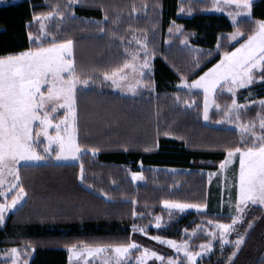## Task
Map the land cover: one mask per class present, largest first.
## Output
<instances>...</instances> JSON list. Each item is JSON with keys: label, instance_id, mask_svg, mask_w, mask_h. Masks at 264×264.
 <instances>
[{"label": "trees", "instance_id": "obj_1", "mask_svg": "<svg viewBox=\"0 0 264 264\" xmlns=\"http://www.w3.org/2000/svg\"><path fill=\"white\" fill-rule=\"evenodd\" d=\"M66 3H1L0 53L28 48L27 33L39 30L36 21L26 27L32 14L51 11V4H59L64 10ZM181 3L185 8L191 4L192 13L179 12ZM157 4L160 7H154ZM67 12L74 13L75 19L53 16L48 19L47 30L63 39H73L77 66L101 75L95 84L79 87L77 93L79 142L99 150L95 155L82 153L75 163L20 165L25 199L0 226V248L20 247L30 241L33 247L29 264H67L69 246L145 241L133 231V224L138 228L147 226L152 234L178 238L180 229L195 221H229L230 216L225 214L188 212L172 216L166 228H149L154 217L165 214L163 201L204 204V172L216 169L224 159L223 149L239 142L234 128L203 122L199 91L178 86L181 77L196 79L219 59L220 52L233 47L227 39L233 31L227 16L210 11L208 0H80ZM105 13L109 19L100 24ZM253 16L264 17V0L255 5ZM113 20L118 22L113 24ZM176 25L182 26L179 32ZM239 26L244 32L250 28L243 21ZM101 27L106 29L104 33L99 32ZM220 33L224 34L222 47L208 56V50L216 48ZM136 40L147 43L153 70L144 80L151 79L155 87L126 96L110 81L101 82L102 73L130 59L125 49L139 48ZM196 61L200 62L198 69ZM231 99L226 93L218 95L222 104ZM185 101H195V106L186 108ZM243 111L246 115L242 119L249 120L259 107L251 105ZM81 165L83 180L78 178ZM131 172H141L144 181L134 183ZM245 221H253V226L230 264H264V208L253 207ZM215 253L209 260L215 259ZM221 253L226 255L227 250ZM215 264H222V260Z\"/></svg>", "mask_w": 264, "mask_h": 264}, {"label": "snow or ice", "instance_id": "obj_2", "mask_svg": "<svg viewBox=\"0 0 264 264\" xmlns=\"http://www.w3.org/2000/svg\"><path fill=\"white\" fill-rule=\"evenodd\" d=\"M259 0H211V9L217 12H225L231 20L233 31L227 34L229 42L238 43L237 47L231 51L220 52V59L210 68L204 71L191 83L181 77V84L189 91H203V119H209V108L214 106L217 111H223V118L215 121L217 124L227 123L233 125L234 130L239 134V142L235 147H226L224 159L219 161L217 173H209L222 177V184L229 189L234 187L235 211L232 212L233 201L230 197L229 210L231 222L224 223L220 221H209L214 224L211 236L216 235V229L219 231V241L223 246L229 243L235 246L229 256V261L237 255V251L245 242L244 233H237L234 241L228 239V233L233 232L238 222L244 219V216L252 206L264 208V98L257 101L247 100L246 103H238L237 90L252 85L255 81L264 83V17H254L253 9ZM80 0H67L61 10V5L51 4V11L43 13H33L31 20L26 22V27H30L32 22L39 21L38 32L27 33L29 47L17 52L0 53V224L5 222L6 214L10 209H14L21 198L25 196V189L21 183L18 164L20 161H42L52 158L51 153H55L57 160H79L82 153L91 152L95 155L98 148H88L82 146L78 137V108L77 93L78 86H88L95 84L101 79V75L96 70L85 71L77 66L74 58V40L63 39L57 34H53L46 29L44 21L59 16L63 19L66 15L75 19L74 13L68 14L67 9ZM101 10L103 6L101 5ZM154 7H160L159 4ZM178 11L183 13H192L191 4L185 8L181 3ZM132 12H136L135 6ZM108 15L105 13L103 19L99 21L104 24L108 21ZM245 22L250 25L247 32L241 30L239 26ZM96 22V21H86ZM118 21L113 20L116 24ZM175 23L174 21L172 22ZM60 25H57L59 30ZM176 31H180L182 26L176 25ZM106 29L101 27L100 33ZM169 31H172L170 28ZM115 36V33H112ZM224 34L217 35V44L214 50H208V56L213 51L219 52L222 47L220 41ZM123 42V37H121ZM182 41V43H185ZM131 43V41H129ZM134 51L125 49V54L130 57L123 64L111 71L102 73L101 82H111L113 88H119L136 94L140 88L153 90L154 81L144 80V76L152 72V65L148 56L146 41L141 43ZM143 51V62L141 63L139 53ZM196 68L200 62H195ZM129 70L131 74H129ZM195 70V69H194ZM230 93L231 103L222 106L216 103L215 97L218 94ZM251 95V93H250ZM176 100L180 97L177 94ZM260 106V110L249 120H243L242 115H246L249 105ZM195 106V101L189 104L185 101V107ZM59 111H63V116H59ZM164 135H169L165 132ZM41 145H43L41 147ZM147 150V149H146ZM239 157V168L234 179L231 181L224 175L226 166L232 163L233 157ZM78 178L84 179V169L81 165ZM133 181L142 180L143 175L140 172H131ZM16 195L11 200L7 196L11 192ZM136 203L135 200L132 201ZM162 203L168 209H179L183 211L186 208H205V204H187L178 201H163ZM133 217L137 216L135 211ZM157 224L160 227V217H156ZM253 226V221H249V228ZM147 226L139 227L132 225L133 231H141L147 235ZM199 228V225L197 226ZM187 231V229L185 230ZM197 229H193L195 233ZM153 240L165 243L172 247L177 254L183 253L184 257L168 256L167 259L158 252L149 248H144L136 260L139 264H145L149 257H154L161 261V264H197L196 257L201 256L211 250L213 245L211 239L199 246V251H190L189 242L181 240L177 242L172 239H163L159 236L152 237ZM21 247L24 251H21ZM32 243H22L20 247H13L3 254L10 257L12 264H28L24 257L32 254ZM141 246L137 243L129 242L115 245H97L92 247L69 246V261L73 257L85 260L94 254L107 253L111 251L112 255L106 257L104 264H124L129 254L139 249ZM84 253L87 255L85 256ZM186 258V260L184 259ZM130 264V262H129Z\"/></svg>", "mask_w": 264, "mask_h": 264}, {"label": "rangeland", "instance_id": "obj_3", "mask_svg": "<svg viewBox=\"0 0 264 264\" xmlns=\"http://www.w3.org/2000/svg\"><path fill=\"white\" fill-rule=\"evenodd\" d=\"M208 3H209V10L217 12V11L211 9V7H210L211 6V0H208ZM217 13H221V14H224L225 16H227L226 11L225 12H217ZM229 21L231 22L230 19H229ZM36 22L39 24L38 27H40V22L39 21H36ZM44 23H45V26L47 29L48 19L45 20ZM242 42H243L242 40H238L236 42H230V44H233L232 48H234V47L238 46V43H242ZM141 43H143V42L141 41ZM139 47H140V45H139ZM232 48L228 51H231ZM139 55H140V60L142 63L143 62V51H141L139 53ZM148 56H149V60L151 61V56H150L149 52H148ZM219 59H220V57H219ZM210 67H208V68H210ZM206 70H204V71H206ZM129 74H131L130 70H129ZM186 81H187V83H191L192 80H186ZM256 85H259V86L258 87H252V86H256ZM178 86L180 88L188 90L184 85L181 84V80L178 83ZM79 87H82V86H78V88ZM114 89L116 91H118L119 93H122L126 96L135 95V94L127 92V91H122L119 88H114ZM143 89H145V88L138 89L136 94ZM192 91H199L202 95L201 116H202L203 122L208 123V124H212V125H225L227 127L234 128L233 125H228L227 123H222V124L215 123V121L223 118L224 112L223 111H217V109L214 106L209 108V119L207 121H205L203 119V91L202 90H192ZM240 91H244V93L239 95ZM250 93H251V95H250ZM226 94L231 95L230 93H226ZM218 95L215 97L216 103L220 104L223 108V106L228 104V103H226V104L220 103L218 101ZM261 98H264V83L259 82V81H255L252 85L237 90V101H238V103L243 104V103H246L247 100L257 101ZM192 103H193V101H192ZM229 103H231V102H229ZM256 105H258V104H256ZM249 106H251V105H249ZM258 107L260 110L259 105H258ZM58 115L63 116V111H59ZM213 116H215V117H213ZM42 146L43 145H41V147ZM51 156H52V158L47 159V160H42V161H20L18 164V167L22 164H41V163H46L48 161L53 162V163H75V162H78V160H76V161H73V160H57L54 158L55 157L54 152L51 153ZM238 168H239V157L237 155V156L233 157L232 163L226 166V171H225L224 175H226L229 178V180L231 181L232 179H234V176H235L236 172L238 171ZM218 169H219V164H218L216 169L204 172L205 179H206V185H207V197H206L207 199H206V202L204 203L206 205L205 208H201V209L186 208L183 211H181L179 209H171L170 210L165 206L164 203H162V206L165 210V214L156 216V217H160V221H159L160 227L159 228L155 227V225L158 222L156 220V217H154V220L149 225V228H153L154 230L160 229V228H166L167 225L169 224L172 216H181V215L186 214L188 212H197V213L212 212V213H216V214H225L227 216H230V220L227 222H224V223L231 222V214H230V210H229V200L231 197V199L233 201L232 212L234 213V211H235V205H234L235 190H234V187L232 189L225 187L221 182L222 177L217 176V175L209 176V173H217ZM169 170H171V169H169ZM130 178H131V173H130ZM143 181H144V177L142 180H136L133 182L137 184V183H142ZM14 195H16V193L13 191L7 196V199L11 200L12 196H14ZM24 199H25V196L21 198V202H19L18 205L14 209L9 210V212L6 214V217L8 216L9 213L14 211L17 207H19L22 204V202L24 201ZM0 202H3L2 197H0ZM187 204H193V203H187ZM253 207H256V206H252L251 208H249L247 210L245 216H244V219L242 221L238 222V224L235 226L234 231L228 233V239L230 241H234L237 238V233H244L246 228H248V231H249V227H248L249 223H246L245 218ZM209 221L215 222L216 220L202 219V220H198V221H195L193 223H190L188 226L182 227L180 229V235L178 236V238H170L167 236L152 234V233L148 232L147 228H146L147 235H145L144 232L136 231L142 236V238L145 239V241L140 242V241L135 240V239H132L130 241V242L134 241L135 243H137L141 247L137 250L132 251L129 254V256L125 259L124 264H129V262H130V264H139V262L136 260V257L140 255V253L143 251L144 248H149L152 251L158 252L161 256H163L165 258V260L167 259L168 256L176 257L177 255H179L180 257H184L183 253L177 254L175 252V250L172 247H170L169 245H167L165 243H160L159 241H156V240H153L152 237H154V236H159L163 239L176 240L177 242H180L181 240H187L189 242V250L193 251V252L199 251V246L202 243H205L209 239H211L212 245H213L212 249L207 251L206 253H202L201 256L196 257L197 264H215L217 260H222V264H230L231 261H229L228 258L230 256V254L233 252L235 246L232 244H229V243H225L222 246L220 244V241H219L218 229L215 230L216 235L211 236L210 233L214 229V224H209ZM220 222H223V221H220ZM2 225L3 224H0V226H2ZM198 225H199V228H197ZM186 229H187V231H185ZM193 229H197V231L195 233H193L192 232ZM247 233L245 235V238L247 236ZM80 246L92 247V246H85V245H80ZM13 247H17V246L10 245L7 247L0 248V264H12L11 258L7 257L3 254L6 252V250L13 248ZM225 250H227L226 255H224V253H221V252H225ZM214 251H216V253H215L216 257L214 260L211 261V260H209V257ZM84 255L86 256L87 254L84 253ZM111 255H112L111 251H109L107 253L94 254L91 257H87V264H104L105 258L109 257ZM31 257H32L31 255L28 257H24V259H26L28 261V264L31 260ZM184 259L186 260V258H184ZM67 264H85V260L73 257L72 261L70 262L69 261V253L67 250ZM112 264H114V261L112 262ZM145 264H161V261L156 260L154 257H149L145 261Z\"/></svg>", "mask_w": 264, "mask_h": 264}, {"label": "crops", "instance_id": "obj_4", "mask_svg": "<svg viewBox=\"0 0 264 264\" xmlns=\"http://www.w3.org/2000/svg\"><path fill=\"white\" fill-rule=\"evenodd\" d=\"M15 1H17V0H0V4L6 3V2H15Z\"/></svg>", "mask_w": 264, "mask_h": 264}]
</instances>
